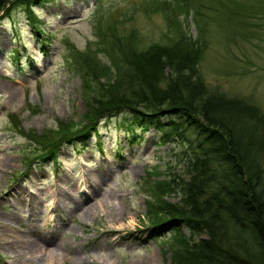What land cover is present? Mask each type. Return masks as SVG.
<instances>
[{"label":"rangeland","instance_id":"rangeland-1","mask_svg":"<svg viewBox=\"0 0 264 264\" xmlns=\"http://www.w3.org/2000/svg\"><path fill=\"white\" fill-rule=\"evenodd\" d=\"M33 14L40 32L20 6L0 21V264H169V232L149 236L159 214L148 212L141 183L174 159L176 139L159 141L153 125L120 113L103 118L84 145L60 146L54 162L30 160L38 139L84 119L82 80L68 56L102 46L100 30L142 49L194 37L202 25L206 83L264 111V0H42ZM30 222L49 240L76 245L84 261L20 251L15 242Z\"/></svg>","mask_w":264,"mask_h":264},{"label":"trees","instance_id":"trees-1","mask_svg":"<svg viewBox=\"0 0 264 264\" xmlns=\"http://www.w3.org/2000/svg\"><path fill=\"white\" fill-rule=\"evenodd\" d=\"M41 1L0 0V21L20 6L40 32L33 7ZM203 29L142 49L100 30L102 46L68 56L82 80L84 119L38 139L30 161L54 162L60 146L87 142L109 116L151 124L159 141L176 139L180 147L179 163L168 159L141 183L148 212L159 214L148 222L149 236L169 232V264H264V111L206 83L199 67ZM172 193L176 200L163 198Z\"/></svg>","mask_w":264,"mask_h":264},{"label":"bare ground","instance_id":"bare-ground-1","mask_svg":"<svg viewBox=\"0 0 264 264\" xmlns=\"http://www.w3.org/2000/svg\"><path fill=\"white\" fill-rule=\"evenodd\" d=\"M14 202L18 203L17 201ZM80 203H82V201H80ZM78 204L79 203L76 201L73 209L78 208ZM25 206L30 207V204L27 203ZM5 220L6 224H9L8 222L12 220V217L7 215L5 216ZM26 226L28 228L22 231L21 234H19L20 240L15 242V245L23 253H28L29 255H32L37 251L45 250L50 253V256L61 257L64 261L68 257V254L71 253V258L73 261H84L81 258V254L76 248V245H72L65 240L52 241L49 240V238L46 236H41L40 232L37 230L38 227L36 226V224H34V222L27 223Z\"/></svg>","mask_w":264,"mask_h":264}]
</instances>
